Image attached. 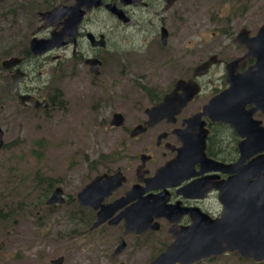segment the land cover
Listing matches in <instances>:
<instances>
[{
  "label": "flooded vegetation",
  "instance_id": "obj_1",
  "mask_svg": "<svg viewBox=\"0 0 264 264\" xmlns=\"http://www.w3.org/2000/svg\"><path fill=\"white\" fill-rule=\"evenodd\" d=\"M194 1L0 0V116L9 111L45 112L54 107V97H59L58 93L55 91L49 95L43 85L33 82L31 72L35 65L58 64L64 76L74 73L69 67H84L88 75L97 78L109 60L115 59L118 52L114 50L119 45L125 48L123 43L128 48H139V45L144 46L147 42L165 47L171 36V21L176 22L179 17L192 12ZM238 1L241 0L221 2L225 5L222 10L226 13L219 18H225L226 25L219 27L217 32H210L214 51L188 68V72L173 79L161 94L146 89L149 105L142 110L143 118L127 131L128 137L134 126L145 121L144 110L159 102L177 79H192L198 86L192 98L177 112L129 137L137 140L140 135L149 133V141L142 144L136 158L127 160L124 165H120L118 160L112 162V168L96 171L86 182L97 175L112 174L115 170H119L123 177L119 186L111 190L95 209L76 202V192L86 183L75 192L73 198L67 197L63 189L56 185L51 191L49 188L42 192L43 200L39 203H17L14 211L10 209V212L4 207L5 204L0 203V215L10 214L12 228L29 217L39 231L35 235L21 232L7 234L13 238L15 246L19 241L25 244L20 249L14 248L15 259L21 256L25 258L14 264H45V260L53 264L51 261L57 257H61L60 264L63 263L62 254L49 259L45 248L49 234L45 229L50 212L67 203L74 202L75 205L69 218L76 215L74 222L84 225L88 231H97L102 227L116 228L119 234L111 245L112 258L127 250L132 255H139L146 242L154 239L158 247L151 260L171 243V233L190 226L194 216H199L200 220H216L223 216L227 206L234 205L235 220L241 223L243 199L258 201L264 198V96L242 97L236 91L235 95H226L232 85L231 78L255 63L254 57L247 54L246 44L264 23L254 29L250 20L255 11L253 0L249 1L251 5L248 9L238 8L235 4ZM10 29L12 31L9 33ZM163 32L166 34L164 43L161 37ZM201 32L205 33V29H200ZM46 41L52 46L34 54L31 42L36 45ZM210 56L215 58L206 70L194 74V68ZM10 58H16V64L4 66L3 62ZM219 94L223 95L219 114H215L211 107L204 111L203 107ZM30 100L37 102L31 104ZM41 102H45V106H38ZM0 129L4 136V128ZM157 170L159 172L155 175ZM55 187L61 188L64 201L46 204ZM147 197L149 201L156 197L161 207L160 216H153L151 220L156 224L155 228L138 233L129 231L122 236L125 223L122 213L129 209L137 210L140 217ZM101 206H106L107 210L100 213ZM97 219L101 222L91 228ZM57 236L65 241L70 235L57 233ZM121 237L123 249L112 256ZM8 240L0 241V252ZM29 241L39 243L28 244ZM229 254L238 255L237 252L223 253L211 259ZM0 264L7 263L0 261Z\"/></svg>",
  "mask_w": 264,
  "mask_h": 264
},
{
  "label": "rangeland",
  "instance_id": "obj_2",
  "mask_svg": "<svg viewBox=\"0 0 264 264\" xmlns=\"http://www.w3.org/2000/svg\"><path fill=\"white\" fill-rule=\"evenodd\" d=\"M222 1L195 0L192 12L176 22L171 21V36L165 47L148 42L139 48H128L123 43L125 48L122 49L119 45L114 50L118 52L115 59L109 60L97 78L88 75L84 67H69L74 73L64 76L58 64L35 65L31 72L33 82L43 85L49 95L57 91L59 97H54V107L45 112L18 110L0 116V127L4 128V146L0 149V203L13 211L17 203H39L43 200L42 192L49 188L51 191L56 185L67 197L73 198L96 171L112 168V162L117 160L124 165L127 160L136 158L139 148L150 136L145 133L138 137L140 141L132 140L127 131L143 118L142 110L149 105L146 87L161 94L173 79L214 51L210 32H217L226 25L225 18H219L226 13L222 10L225 6ZM249 1L234 3L240 9H248ZM252 4L255 11L250 20L256 29L264 21V0H253ZM202 28L205 33H199ZM115 112L124 117L119 127L109 125ZM56 208L50 212L45 229L49 234L45 242L49 259L62 254V264H145L157 251V242L150 239L139 255L127 250L112 258L111 245L119 234L116 228L88 231L84 225L74 222L76 215L69 218L75 209L74 202ZM10 223V219L0 221V241L9 239L2 247L0 261L14 264L25 259L24 256L15 259L14 248L20 249L25 244L19 241L15 246L13 238L7 234L35 235L39 231L29 217L14 228ZM57 233L70 236L63 241L58 239ZM45 264H48L46 260ZM198 264L255 263L229 254Z\"/></svg>",
  "mask_w": 264,
  "mask_h": 264
},
{
  "label": "water",
  "instance_id": "obj_3",
  "mask_svg": "<svg viewBox=\"0 0 264 264\" xmlns=\"http://www.w3.org/2000/svg\"><path fill=\"white\" fill-rule=\"evenodd\" d=\"M51 10L50 12H54ZM49 12V13H50ZM166 34L163 32L162 42L164 43ZM48 41L40 42L34 45L31 42L30 47L33 48L34 54L44 51L51 47ZM247 54L254 57L255 63L247 70L235 78H231V87L226 95H237L254 97L256 95L264 96V23L259 27L257 34L246 44ZM215 56L197 65L194 68V74L206 70L207 66L212 62ZM16 58H10L3 62L4 66L16 64ZM232 63V62H231ZM230 63V64H231ZM229 64V65H230ZM232 65V64H231ZM15 81L13 84L15 85ZM197 84L189 80L177 79L172 89L165 93L161 100L156 104L146 108L144 113L146 119L143 124L134 126L129 133V137L142 132L147 126H151L165 116L174 114L187 101H189L197 91ZM223 95L219 94L212 98L208 105L203 107H211L215 114H219L220 100ZM31 104L37 102L30 100ZM39 103V102H38ZM40 107L45 106V102H41ZM219 119V118H218ZM123 122V116L119 112L112 114L109 124L118 127ZM4 144L3 131L0 129V149ZM251 167V165H250ZM159 171L155 172V175ZM119 170H115L112 174H101L93 177L88 183L81 187L75 195L76 202L81 206H87L95 209L98 203L107 196L111 190L119 186L123 177L120 176ZM154 175V176H155ZM60 187H55L46 204L62 203L64 201L61 196ZM260 193V192H259ZM145 205L142 207V214L139 217L137 210H125L122 216L125 218L124 230L122 236L129 231L143 232L147 228H155V223H151L152 217H159L160 205L156 197L145 198ZM252 204H251V203ZM258 202V203H257ZM262 202V203H260ZM264 198L258 201L251 199H243L242 202V221L235 220L234 205L227 206L223 216L216 220L204 218L200 220L199 216H194L192 224L183 228L179 232L171 233L172 241L164 251L148 261L147 264H197L200 261L211 259L222 255L223 253L237 254L242 258H247L255 263L264 260ZM256 204V205H255ZM258 204V206H257ZM257 206V207H256ZM260 206V207H259ZM106 206H101V212L106 211ZM255 210V211H254ZM137 213V214H136ZM137 217V219H136ZM254 218L252 221L245 220ZM104 220V219H102ZM138 220V221H137ZM101 221L96 220L91 228L99 225ZM140 227V231L138 228ZM124 246L122 237L119 239L118 245L112 252V256L118 254ZM61 257L52 260L53 264H60Z\"/></svg>",
  "mask_w": 264,
  "mask_h": 264
},
{
  "label": "trees",
  "instance_id": "obj_4",
  "mask_svg": "<svg viewBox=\"0 0 264 264\" xmlns=\"http://www.w3.org/2000/svg\"><path fill=\"white\" fill-rule=\"evenodd\" d=\"M146 89H148V88H146ZM150 100L153 101V98H151ZM49 182H50V180L47 181V183H49ZM7 211L10 212V209H8ZM10 218H11L10 214H1L0 215V221L1 222H3L6 219H10Z\"/></svg>",
  "mask_w": 264,
  "mask_h": 264
}]
</instances>
